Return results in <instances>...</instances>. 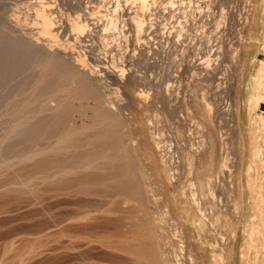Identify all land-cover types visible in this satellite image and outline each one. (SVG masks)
<instances>
[{
    "label": "bare ground",
    "instance_id": "obj_1",
    "mask_svg": "<svg viewBox=\"0 0 264 264\" xmlns=\"http://www.w3.org/2000/svg\"><path fill=\"white\" fill-rule=\"evenodd\" d=\"M76 1L75 3H77V6H80L79 3L81 2L79 1L78 3V1ZM113 1L114 0H112V2L110 0H99L97 1L98 4L96 3L97 5L95 7L92 6L97 10L91 12L87 10V6H84L85 9L82 7L83 9H81L83 10V13L80 15L77 14L72 20L70 19V31L68 33L69 37L65 39L66 42L64 41L66 44L62 43L63 41H60L61 43H59L58 38L60 39L59 36L64 31L62 27H60V24H57L55 16H53L52 13H47L49 9L47 6H45L46 3L42 1H38V8L35 10V14H33L35 15L37 24V27L35 26L34 29L37 30L36 32L34 31V34L30 33L29 35H26L23 33L17 34L16 32H14L13 29L17 26L16 24H20V22H17L19 21L17 19H15L16 22L13 20L15 24L12 21L13 25L15 26H12L13 29L11 31L6 32V30L0 28V199L5 198L6 196H11V199H7V202L0 203V240L2 241L0 245V258L6 257V254L13 252V256L20 260L21 257H23V255L27 253L26 248H13V242L15 243L14 239L17 238L18 240L20 239L23 242L25 241V243L32 240L33 243L39 241V243H43V241H45L46 243H48L49 247L51 244L52 247L50 248L46 249L44 247L46 251L45 249L42 250L43 253H50V251H56L57 249L58 252L60 250L64 251V248H66V251L68 250V252L72 253V255L75 256L73 258H78L77 262L73 261L76 262V264H103V262H107V257L104 255L106 252H104V250L107 249L109 250V252L107 251V254L110 253L111 255V258L109 257L110 261L113 260L115 264L116 262H119L117 264H120V262L124 264L126 263L125 260L129 258L133 259V261L129 260V262L127 260V264H131V262L132 264H186L185 262H187V260L185 261L184 259L185 252L187 251V249L190 252L191 247L193 246L192 242L191 240L187 239V232L185 233L184 228L180 226L181 224L179 225L178 223H176L169 210L164 209V214L163 211H158L157 214V211H154V209L151 207L154 205H156L155 207H157V204H154L153 201H150L149 198L151 189L149 192L148 181L150 180H146L148 175L140 166V161L138 162L139 157L137 158V153L134 151V148L136 146V137L130 130V125L128 126L126 124V119L122 113L123 111L121 109L120 103H118V99H116L118 97V86H120V83H123L125 81L124 79L126 74L124 73L125 70L123 66H121L122 61H120V59L117 60L116 54H118L119 58L120 55L124 54L111 53L110 64L108 66H103L101 57L103 53L101 52L106 53L107 50L100 47L95 48L94 46L96 45H83L94 36L99 37L102 35L100 39L103 40V38L106 37V30H109L111 37H113L115 33L118 36H122L121 38L125 37V35L121 31L116 32V30L114 29L118 24V22L116 23V20H118L119 18L117 19L118 15L116 17L114 16L115 14H113V11L115 10L113 8H117L116 6H119V4L116 5L115 3H117V1L115 0V3ZM132 1L138 4L140 14L138 12H135L129 18V20L134 28V32L136 35L135 38H137L138 43L145 46L148 41L147 31L150 27H152L153 23L151 21L152 19H150V17L152 16L151 12L157 1ZM110 7H113V11L110 10ZM101 9L104 10L106 14H103L104 12L100 13L99 10ZM118 9H116V12ZM120 10L121 9H119V11ZM109 11L110 13L112 11L113 15H110ZM128 12L130 11H127V13ZM147 12L148 15H146ZM120 16L121 14L119 15V17ZM145 16L149 17L147 21L144 18ZM121 21L124 24L120 25H122L121 27H124L126 22H124V19ZM120 25L118 27H120ZM9 28L6 29L9 30ZM33 35H37V37L35 36L36 38L34 37L33 39ZM68 38H70L73 43L68 42ZM86 38L88 39L86 40ZM80 44L84 47L82 53L79 52L81 55L79 54L74 56V52L70 53V51L67 49L72 45H75L76 47V45L79 46ZM64 46L66 47V49H64ZM80 47H77L78 50ZM79 51H81V48ZM142 58L143 56L141 57V59ZM206 58L205 61L204 59L201 60L204 61L202 65L204 64L208 68L207 64H205L207 60ZM145 66H149L148 63ZM151 66L152 65H150V67ZM205 66H199L198 69L205 68ZM160 73L162 74V72ZM161 74H158V76L162 77ZM158 76L154 79L152 77H149L147 83L153 84V87L154 85L156 87H158L159 85L161 86L159 87L160 89L157 90H155L156 88L154 87L156 95L154 97L152 96V99L155 98V100L160 103L159 100H164L165 98L170 97V95L168 96V94L171 93L169 91L171 90L170 88L172 87V82L170 83L171 78L168 79L170 77L169 76L165 78L162 83V80L159 81ZM133 79L135 86H137L136 88H138L137 94H144V91H142L143 89L140 90L138 86L139 84H142V76L136 75ZM261 80H264L263 68L256 72V75L254 77L253 82H255V90H257L259 82ZM197 84L198 82L196 83L195 87H193V89L191 88L192 90H190V92H192L190 97L192 103L194 101L195 103L193 104L197 105L198 109H200L201 111L203 110V113L205 111L207 119L209 118V116H211L210 107L212 106L211 103H209L210 101H208V98L204 91V94H201L200 102L198 101V93L196 94V92H198L197 90L198 88L200 89V86ZM110 85H116L117 87L112 88L110 87ZM178 88L180 89L181 87ZM201 89L203 90L204 88ZM110 91H112L111 93L115 94L114 97L112 96L113 98H109L107 96V94H110ZM125 95L126 94H124V98L126 97ZM252 99L255 106H257L258 94L256 93L253 98H250L247 101L248 107H250ZM155 103L153 104L155 106L154 108H156L157 105H155ZM159 109L161 110V108ZM152 112H155V110ZM226 113H228V111ZM189 114L191 113L189 112ZM189 114H187L188 118L190 116ZM229 114L232 115L231 113ZM230 115L227 114L228 117ZM155 117H157V115ZM244 119L246 120L245 122L247 125L248 113L247 117L246 115L244 116ZM155 120V118L154 120L151 119V121L154 123L156 122ZM192 120L193 118L185 119V122L188 123L189 121H191V123H194L195 121L193 122ZM257 120V124L262 129L263 117L261 116ZM154 123H152V126H156L158 124L155 123L156 125H153ZM194 125L196 126V124ZM190 126L191 125H189V127ZM198 126L197 128H195L197 129L196 134H198V136H196V134L194 135L193 133V136L195 138H199L197 142L194 140L197 143V146L194 145V149L190 148L192 146V143L188 141L191 138H186L188 139V144H191L189 147H186L187 151H185V153H187V156H189L192 152L196 156V158L205 157V159L207 160L206 167L212 168V160L215 155L213 151L215 150V142H213L214 140H211L212 136H210L209 134H202L205 132L203 131L204 128H201L203 127V123H198ZM155 139L157 141L155 143L158 145V148H160V153H163V157H165L166 161H168L170 169L174 168L171 167L172 165H179V167H181L180 171H182L183 161L181 156H175V153L171 151V148L168 145H162V136L160 134H158V136L156 134ZM191 140L193 141V138ZM181 144L180 146L183 147V144L185 143H183L182 145ZM185 146H187V144ZM227 149L228 148H224V152H226ZM248 151L251 157L249 163H257L253 159V156L256 155L257 157H260V153L262 152H260L257 147L251 146L250 143L248 146ZM235 157L236 156H234V160L232 162H229L227 154L226 159H224L225 161L223 160L222 162V167L218 170L219 174L216 175V179H213L211 177L214 182L216 180L215 183H217V178L219 176H222L223 178L227 177L225 178L226 180L224 179L227 191L225 193H233L234 190L231 173H234L232 167L235 168L236 164L238 163V160L235 159ZM175 168L174 170H172L175 171ZM210 172L213 173L212 170ZM173 174L174 176H176L174 172ZM204 174L206 175V173ZM222 177L221 179H223ZM212 179H207V183H205V181L204 183L206 184V193H209L210 196L214 198V196L216 195V186L213 185L214 183ZM202 186L203 185L200 184V190H202V188L204 189V186ZM212 186H215L214 189ZM219 187L221 189L222 185H219ZM218 188L216 189L218 190ZM220 189L219 192H221ZM222 192H224L223 189ZM192 193L194 194V192ZM221 195L219 196V199H217V201L219 200L218 203L221 202ZM193 196H195V194ZM88 197L94 198V202H92V204L90 202L89 204H98V206L94 205V207H92L91 205H89V199L87 200ZM224 197L225 201L222 202L225 203L229 198L227 195H225ZM95 199L97 200V202L99 199L101 201L105 200L106 204H104L105 202L96 203ZM99 204L100 206L102 204L104 206H107H102L106 209H104L103 211V208L101 207V209L96 211L95 207L99 208ZM223 204H218V206H225V204ZM88 205L89 207H92L94 213L97 212L96 214L99 213L98 211L102 210L103 213L107 214V217H109V214L111 213H115L117 215V212L121 213V215L118 214L120 215L119 217L115 215L117 219L115 217L111 218L112 215L114 216V214L110 215L109 218H111L112 221L114 219L116 220V222H113L114 225L112 226V229H109L110 227H107L106 230V227H104L106 224H104L103 226V222H100L102 224L101 227H103L106 231L103 230V233L99 232V234H97L98 231H96V226L94 225L96 230L92 228L93 225L91 223L94 224L95 222L90 221L93 215L91 217L92 209L90 208L89 211ZM21 212H26L29 216H26L27 218H25V216L21 218V222L25 221L26 223H24L25 226L23 225V223H20L22 224L21 226H23V229L19 232L16 231V228L19 227L20 224L19 226L16 225L15 228L12 225L13 223H11L13 228L16 229V232L13 231L14 229H10L13 234L12 235L9 230L10 226H6V220L8 219H6V217H10L11 215L16 216V214L18 215V213ZM101 215H103L102 212ZM19 216L21 215L19 214ZM94 217L92 218V220L96 219H94ZM103 217H105V215H103ZM23 218H25V220ZM98 218L96 219V221L98 220ZM100 218L102 217L100 216ZM103 221L105 223L107 222L106 219H104ZM7 222H9V219ZM12 222L14 221L12 220ZM6 227L8 228V232L12 235L11 239L7 238V240H9L7 242L6 235L8 234L9 236L10 234L6 232ZM91 228L95 232H92L93 230L91 231ZM155 231L156 236L155 238H152ZM254 231L255 230L252 229L251 232L253 233L249 234L250 240H252L254 234H256V231ZM201 232L203 233V230ZM62 237L66 240H64ZM114 237H116V239ZM113 238L115 239V241L118 238V245L117 243L114 244L115 241H112ZM140 238H142L143 240H141ZM220 238H222V236H220ZM60 239L64 240L65 242H61ZM50 240L55 244V246L53 245V243H50ZM129 240L133 242L130 243L128 242ZM138 240L142 243L138 242ZM119 241L122 243L119 244ZM93 242L95 246L98 243L97 245H100L101 247L99 248L96 246L95 248L93 244L91 246V243ZM123 242L125 245H127L122 246ZM134 242H136V245L138 246H135ZM62 243L64 244V247L62 246ZM130 244H134L132 245V247L135 248L131 247V249H129L131 246ZM36 245H38V243ZM140 245L142 247L145 246V250H140L142 249ZM88 247L90 249L87 252ZM91 247H94L96 249V253L97 251H99V249L101 250V248L105 247L106 249H102V252L100 251L101 255H98L90 251L92 249ZM132 249H135L136 251L138 249L140 250V252H136L135 250L133 251ZM89 252L92 253V256L96 254L95 256H101V258L102 256H105L106 259L103 258L105 261L102 262L100 261L102 259L97 258L98 262H96V257L93 256L95 258L92 259V256H90V258L92 259L91 260L90 258H88L90 254ZM85 254H88V257ZM187 258L193 260L191 257H186V259ZM113 262L111 264H113ZM193 263L196 264L195 262ZM197 264L200 263L197 262ZM201 264L206 263L202 262Z\"/></svg>",
    "mask_w": 264,
    "mask_h": 264
},
{
    "label": "rangeland",
    "instance_id": "obj_2",
    "mask_svg": "<svg viewBox=\"0 0 264 264\" xmlns=\"http://www.w3.org/2000/svg\"><path fill=\"white\" fill-rule=\"evenodd\" d=\"M38 1H42V2L46 3L45 6H47L49 9L47 11V13H52L53 16H55V20H56L57 24H60V27H62V29L64 31L62 34H60V36H59L60 39L58 38V41H59V43H61L63 41L62 43L66 44L65 39L67 37H69L68 33L70 31V29H69L70 19L72 20L77 14H79V15L82 14L83 13L82 9L84 8V6H87L88 7L87 10H89L90 12L97 10L94 7L98 4L97 1H99V0H77L78 3H79V1L81 2V3H79L80 6H77V3H75L76 0H63V1L62 0H0V28L6 30V32L11 31L13 29L12 26L13 27L15 26V25H13V23L15 24V22H16L15 19H17V20H19L17 22L18 23L20 22V24L19 25L16 24L17 26L14 27V29H13L14 32H16L17 34L23 33L26 35H29L30 33L34 34V31L36 32V30H37V29L34 30L35 26L37 27V24H36V20H35V15H33V14H35V10L38 8L37 7ZM68 1L69 2L71 1V2L69 3ZM107 1H109V0H107ZM110 1L112 2V0H110ZM116 1H117V3H115V2L114 3L116 5L119 4V6H116L117 8L110 7L111 8L110 10H112V11H113V9L115 10V11H113V14H115L114 16L116 17L118 15L117 19L119 18L118 20H116V23L118 22V24H117L116 28H114V29L116 30V32L121 31L125 35V37L121 38L122 36L116 35L115 32L114 33L116 36L114 35L115 37L114 36L111 37L109 30L108 31L106 30L107 31V32L105 31L106 37H104L103 40L100 39L102 35L99 37L97 36L98 38L96 36H94L92 39L87 41L88 43L85 42L83 45H85V44L86 45L87 44L93 45V46L96 45V46H94L95 48L100 47V48L107 50L106 53L101 52V53H103L101 56L103 66H108L110 64L111 53L124 54V55H120V58H119L118 54H116L117 60L120 59V61H122L121 66H123V68L125 70L124 73H126L125 79H124L125 81L123 83H120L119 84L120 86H118L119 87L118 97L116 99H118V103H120L121 109L123 111L122 113L126 119V124L128 126L130 125L129 128L134 133V136L136 137V146L134 148L135 149L134 151L137 153V154L135 153L137 155V158L139 157L138 162L140 161L139 162L140 166L145 170V172L148 175L146 180H150V181H148L149 192H150V189L152 192V194H151V192L149 193L150 201L152 200L154 204H157L158 208L159 207H161V208H159V210H158V208L155 207L156 205L151 206V207L154 209V211H157V214H158V211L162 212L164 209L169 210V212L171 213V215H172L173 219L176 221V223H178L179 225L181 224L180 226L184 228L185 233L187 232L186 237L188 236L187 239L191 240L193 246L191 247L190 252L188 249L185 252L184 259H185V261L187 260V262H185L186 264H190V263L192 264L193 262H195L196 264H197V262L200 264L202 262H205L206 264H228L229 262H228V260H224V256L228 252V247L231 245L232 240L235 239V234H234L232 228L236 227V225L238 224V222L240 220V210H239V206H238L237 201H236L238 168L240 167V161L243 158L244 153L246 151L248 152V156H250L249 151H248L249 143L251 146L257 147L260 150V152H262V153H260V155H261L260 157H257L256 155L253 156V159L257 163H255V164L249 163L250 165L248 164V166H247V169H248L247 183L249 184L251 192L256 193L255 196H252V204H255V203L259 204V203L264 201V180H263L264 179V131H263L264 130V94H263V97L261 96V93L264 92V84H263L264 80H261L259 82V86H258L257 90H255V82H253L255 75L254 76L251 75L252 77L247 75L248 66H245L243 68L244 74L241 76L240 81H239L240 82L239 86L237 83V74H238V70L240 69V64H241L242 60L246 57L248 50L250 49V47L253 45V43L255 41L256 27H257L256 26L257 14H260L261 18H262V19L260 18L261 21H258L259 25L261 24V22L264 18V6H262V5L260 6L258 3H256V0H212V2H208L207 0L203 1V2H198V1L194 2L195 0H191L192 2H190L189 4L184 3L182 5V7H183V9H182L183 19H185V22L188 25L187 33L189 34L186 46H189V48L191 47L192 52L190 51V49H188L187 51H184L185 66L181 69L180 80L177 81L175 78L172 79V76H170V77L168 76L169 77L168 79L171 78V80H172V81H170V83L172 82L171 83L172 87L170 88L171 90L169 91L171 93L168 94V96L170 95V97L165 98L164 100L163 99L159 100L160 101V103H159L157 100H155V98L152 99V96L154 97L156 95L155 90L160 89L159 87H161V86L159 85L158 87H156L154 85V87L156 88L155 89L153 87V84L147 83V80L149 79V77H152L153 79L157 78L158 74H161L160 72H162L161 71L162 69H160V70L159 69H157V70L156 69H149V68H147V67H150L149 64H148L149 66H147V67L145 66L148 63V57H146V55L149 53V51L145 50L143 45H140L138 43L137 38H135L136 35L134 32V28L131 25L130 20H129V18L135 12L139 13L138 4L134 3L132 0H116ZM156 1H157L156 5L152 9V12H151L152 16L150 17V19L154 20L155 18L160 17L159 21L162 23L161 12H162V7L164 6V0H159V1L156 0ZM181 1L186 2L189 0H181ZM165 2H166V5L170 4L169 0H165ZM69 6H70V8H69ZM90 6L91 7L94 6V7H92L93 9ZM118 7L121 10L123 9L122 10L123 13L121 12V10L119 11ZM102 9H104V8H102ZM102 9L99 10V12L100 13L104 12L103 14H106V12ZM116 9H118L117 12H116ZM193 9H195V10H193ZM112 11H111V13L109 11L110 15H113ZM127 11H130V12L127 13ZM120 14H121V16L119 17ZM146 15H148V12L146 13ZM193 15L199 16V18L196 22L197 23L196 28H194V25L191 27V23L194 22V20L192 19ZM32 16H34V17H32ZM10 17H11V20H10ZM5 18L7 19V21ZM144 18L146 21H147V19H149L148 16H145ZM123 19H124V22H126L125 26H124L125 28L121 27L124 24L121 21ZM12 21H13V23H12ZM6 22L9 24H7ZM120 24H122V25H120ZM119 25L121 28L118 27ZM6 28H9V30ZM64 28H65V30H64ZM108 32H109L110 37L108 36ZM35 36L37 37V35H33V39ZM107 36H108V38H107ZM117 36H118V38H117ZM112 38H114V39H112ZM127 38H128V40H127ZM143 38H145V37H143ZM87 39L88 38H86V40ZM115 39H117V40H115ZM68 42L73 43L70 38H68ZM83 45H81V44L79 46L76 45V47H75V45H72L67 49L70 51V53L74 52L73 55L75 56V55H79L80 54L79 52L82 53V51L84 50ZM77 47H80L81 51H79L80 48L78 50ZM196 48L198 49L197 50L198 53L197 52L195 53ZM64 49H66L65 46H64ZM115 49H116V51H115ZM203 49L204 50L207 49V51L204 52L203 56H202ZM108 50H110V51H108ZM137 54H139V55H137ZM196 54H198V55H196ZM142 56H143V58L141 59ZM197 56H199L198 58H200L201 62L196 59ZM208 57L210 59H208ZM205 58L207 59L205 64H207L208 68L204 64L202 65V63L205 61ZM201 59H204V61ZM186 60H188L187 64H186ZM191 60L193 61L192 66H190V64H189V63H191L190 62ZM145 61H147V62H145ZM196 62H198V63L195 65ZM199 64H201L203 67L205 66V68H200L201 70L198 69L199 66L202 67ZM209 65H210V67H209ZM260 69H262V68H254V71L256 70L258 72ZM263 69H264V66H263ZM136 71H138V72H136ZM254 71H253V73H254ZM134 73H135V75H134ZM136 75L142 76V80H141L142 84H139V85L137 84L139 86V89L140 90L143 89L142 91H144V94H142V95L137 94L138 88H136L137 86H135V84L133 82L134 81L133 78ZM158 77H159V81H161L162 77H160V76H158ZM204 77H206V78H204ZM197 82H198L197 85L200 86V89L198 88V90H197L198 92H196V94L198 93L197 94L198 101L200 102L201 94H204V92H205L206 96L208 98V101H210L209 103H211V106H212V107H210L211 116H209V118H207V119H206L207 116L205 115V111L203 113V110L201 111L200 109H198L197 105L193 104L195 102L193 101V103H192V100L190 97L191 92H192V91L190 92V90H192L193 87H195ZM160 84H161V82H160ZM193 84H194V86H193ZM185 86H187V87H185ZM110 87L116 88L117 86L116 85H110ZM178 87H181V88L179 89ZM238 87H239L240 95H241L240 101L237 100ZM201 88H204V89L202 90ZM111 92L112 91L109 92L111 95L107 94V96L109 98H113L115 96V94H113ZM248 93H249V96L247 95ZM256 93L258 95H260V100H257V103H258L257 106H255L254 101L252 99L251 105H250V107H248L247 106L248 102L244 101L243 98H245L246 96L249 98H253L256 95ZM124 94H126L125 98H124ZM122 96H123V99H122ZM162 96H163V94H162ZM125 99H126V101H125ZM151 100L154 102H152ZM155 101H156V103H155ZM219 101L220 102L222 101V102L220 103ZM154 103H155V105L156 104L157 105L159 104V105L158 106L156 105V108H154L155 107L153 105ZM239 103H240V108H239ZM184 104H186V105H184ZM152 106H153V108H152ZM247 107H248V109H247ZM159 108H161V110ZM185 108H187V109H185ZM156 109H158V110H156ZM228 109H230V110H228ZM242 109L245 110L246 113L248 112V123H247V125L243 121V118H242ZM154 110L157 114L155 112H152ZM227 111H228V113H226ZM189 112L191 114H189ZM152 113L154 114V117H153ZM223 113H225V114H223ZM229 113H231L232 115H230ZM155 114L157 115L158 118L155 117L156 116ZM187 114L190 115L189 116L190 119L193 118L192 121L193 122L195 121L194 123H191V121L188 122L189 124L187 122H185V119H189L187 117L188 116ZM227 114L230 116L228 117ZM150 116H152V117H150ZM192 116H194V117H192ZM233 116H235V117H233ZM261 116L263 117V123H262V129L263 130L257 124V121H258L257 119ZM225 117H227V118H225ZM154 118L156 119L155 120L156 122L158 121L157 122L158 124L155 122L157 125L151 121V119L154 120ZM157 119H159V120H157ZM152 123H154L153 125H156V126H152ZM198 123H200V124L203 123V127H201V128L202 129L204 128L203 131L209 132V133L204 132L202 134H204V135L209 134L210 136H212L211 140L212 141L214 140L213 142H215L214 143L215 144L214 149L217 151L213 150L215 155L213 158L214 161L212 160V165H211L212 168L206 167L207 160L205 159V157L204 158H196V156L191 152L189 155L191 157L190 158L189 156H187V153H185V151H187L186 147H189L191 143H192L191 144L192 146L190 148L194 149L195 146H197L196 142L199 140V138L196 137V138H198V139H196L193 136V133H194V135L197 133L196 132L197 129H195V128H197ZM150 124L155 130L150 126ZM194 124H196V126ZM189 125H191V126L189 127ZM198 127H200V126H198ZM156 134H157V136H158V134H160L162 136V142H163L162 145L163 144L168 145L171 148V151L173 153H175V156H177V155L181 156L182 161H183L182 171H180L181 167H179V165H175V166L172 165L171 166L174 168L176 167L175 171H173L174 168H172L173 170L170 169L168 161H166L165 157H163V155H162L163 153H160V148H158V145L155 143V142H157L155 139ZM196 136H198V134H196ZM186 138H189V139L193 138V141L191 139L188 141V139H186ZM185 141L186 142L188 141L191 143L188 144V142L186 143ZM259 141H260V143H259ZM181 142H182V144L185 143V144H183L184 145L183 147L180 146ZM169 143H171V144H169ZM186 144H187V146H185ZM260 147H261V149H260ZM224 148L225 149L228 148L227 149L228 151L226 150V152L228 154L229 162H232L234 160V156H236L235 159L238 160V163L236 164L235 168L232 167L234 173H231L232 174V182L234 184L233 193H225V192H227L226 191V185H225L226 184L225 178H227V177L223 178L221 176L223 178V179H221V177L219 176L217 178V183H215L216 180H215V182L213 180V179H216L215 178L216 175L219 174L218 170L222 167L221 165L223 164L222 163L223 160L226 159L227 154H226V152H224L225 151V150H223ZM223 155H225V156H223ZM192 158H194V159H192ZM174 164H177V163H174ZM168 168L170 169V171ZM210 169L213 171V173L210 172L211 171ZM201 171H202V173H201ZM173 172L175 173L176 176H174ZM204 173H206L207 176ZM207 179H212V181L214 183L213 185H215L216 188H218L219 185H222L221 189H220V187L218 188V190L215 188V191H216L215 194L216 195L214 196V198H212L209 193H206L207 190L205 189V186H206L205 183H207ZM261 180H262V182H261ZM204 181H205V183H204ZM199 182H200V184H202L204 186V189L202 188V190H200ZM191 184H192V186H191ZM194 184L197 186H195ZM260 185H261V187H260ZM215 186H212L213 189ZM198 188L200 191L198 190ZM219 189L221 192H219ZM222 189L224 192H222ZM192 192H194L195 196H193L194 194ZM218 194H220V195L222 194L221 195L222 197H220L221 198L220 203H218L219 200L217 201V199H219V196H220ZM224 194L227 195L229 198L228 201L225 203L222 202V201H225V197H224L225 195ZM152 195H153V197H152ZM6 197L0 199V203H5V202H7V199L8 200L11 199V196H6ZM194 197L197 199H195ZM153 198H154V200H153ZM2 200H4V201H2ZM87 200H88V204L90 202H91V204H92V202H94L93 197L92 198L88 197ZM102 201L99 199L98 202L96 200V203H104L105 202L104 204H106L105 200L103 202ZM157 202L159 203V205ZM223 203L225 204V206H220ZM91 204H89V205H91ZM218 204H220V205L218 206ZM89 205H88L89 211H90V208L92 209V207H94V205L98 206V204L91 205L92 207H89ZM99 206H100V204H99ZM102 206L107 207V206H104L102 204L99 208L95 207L96 208L95 210L97 211V210L101 209ZM207 207H209V208H207ZM104 209H106V208H103L102 210L104 211ZM210 209L212 210L213 213L211 212ZM102 210L98 211L99 212L98 214H96L97 212L94 213L93 209L91 211L92 212L91 217H92V215H93V217L95 216L94 219L95 218L97 219L99 217L97 220L98 225H97L96 219L92 220L93 217L90 219L91 222H93V221L95 222L94 224L93 223H91V224L93 225L92 228H94V230L97 229L96 230V231H98V233L96 232L97 234H99V232L101 233L104 230V228L101 227L102 222H103V226H104V224H106L104 226V227H106L105 228L106 230H107V227H110L109 229H112V226L114 225L113 222H116V220L114 219L112 221L111 218L115 217L117 219L116 216L119 217L121 215V213H118V212H117V215L115 213H111V214H114V216L112 215V217L109 218L111 214L108 213L109 217H107V214L103 213ZM224 210H226V211H224ZM101 212L103 215H105V217H103V215H101ZM225 212H227V213H225ZM21 213H18V215L16 214V216L11 215L10 217H6V219L8 218L9 222H10V223L7 222L8 219L6 220V226L7 227L10 226L9 230L12 228L11 230L14 229L13 231H15L17 229L16 231L19 232L23 229V226H21L22 224H20V223H23V225L25 226L24 223H26V222L25 221L21 222L22 221L21 218L23 216H25V218H27L29 215H27L28 213H26V212H21ZM164 213L165 212L163 211V214ZM19 214L21 216H19ZM118 214H120V215H118ZM100 216L102 218H100ZM12 217H14V218H12ZM25 218H23V219L25 220ZM216 218H217V220H216ZM99 219H102V220H99ZM104 219H106V221H107L106 223L103 221ZM261 219H262V221H264V215L263 214H261ZM12 220L14 222H12ZM90 221H89V224H90ZM207 221H209V222H207ZM11 223H13L12 225L15 228H16V225L19 226V224H20L21 228L19 226L15 229V228H13ZM94 225L96 226V229H95ZM7 227H6V230L8 229ZM210 227H211V229H210ZM92 228H91V231L93 230ZM99 228H100V230H99ZM11 230H10V232H11ZM94 230L92 232H95ZM106 230H104V231H106ZM202 230H203V233L201 232ZM251 230H250V232H251ZM6 232H8V230ZM15 232H13V233H15ZM250 232H249V234L253 233V232H251V233ZM11 234H12V232H11ZM11 234L9 236H8V234L6 235L7 236L6 242L9 241V240H7V238L11 239V237L13 235V234L12 235ZM155 236H156V231L154 232L152 238L153 237L155 238ZM218 236H219V238H220V236H222V238L219 239ZM114 238L116 239V237H114ZM114 238L112 239L113 242L115 241ZM140 239L143 240L142 238H140ZM16 240H18V239L17 238L14 239L15 243L13 242V248L14 247L16 249L26 248L27 253L25 255H23V257H21L20 260H18L17 258H15L13 256V252H11L12 254L8 253V254H6V257L0 258V264L1 263L2 264H76V262L78 261V258L77 259L73 258L75 256L72 255V253L68 252V250L66 251V248H64L65 252L60 250V248H59V250H60L59 252L57 251L58 250L57 249L56 251H52L53 253L51 251H50V253H48V252L43 253L42 250H44L45 248L47 249V248L52 247V245L50 243H53V242L51 240H50L51 242L49 241L50 247L48 246V243H46L45 241H43V243L42 242L39 243L40 241L33 243L32 240L30 239L31 241L25 243V241L23 242L20 239H19L20 241L19 240L16 241ZM64 240H66V239H64ZM64 240L60 239V241L61 242L63 241V243L65 242ZM117 240H118V238H117ZM117 240L114 242V244L117 243V245H118ZM139 240H138V242L142 243ZM104 242H106V241H104ZM128 242L132 243L133 241L129 240ZM214 242H215V244H214ZM221 242H225V243H221ZM1 243H2V241L0 240V245H1ZM37 243H38V245H36ZM120 243H122V242L119 241V244ZM134 243H135V246H138V245H136V242H134ZM41 244H43V245H41ZM92 244H93V246H95L94 242L91 243V246H92ZM97 244H96V246L100 248L101 246L100 245L98 246ZM123 244H124V242H123ZM123 244H122V246L127 245V244L126 245L125 244L123 245ZM53 245L55 246L54 243H53ZM130 245H131L130 248L128 247L129 249H131L132 245H134V244H130ZM54 246H53V248H54ZM62 246L64 247V244ZM96 246H95V248H96ZM89 247H90V245H89ZM89 247L87 249V252L90 249ZM91 248L92 249L90 251L92 253H96V249L94 247H91ZM104 248H101V250ZM132 248H135V247H132ZM145 248L146 247L144 246L140 250H145ZM192 248H193L194 252L192 251ZM46 249H45V251H46ZM101 250L99 249V251H97L96 254L101 255V252H102ZM140 250L137 249V251H139V252H140ZM107 251L109 252L108 249L104 250V252H105L104 255L107 257V259L105 258V256H102V258H101V256L100 257L95 256L96 254L93 255L96 257L95 258L92 256L91 252H89L90 253L89 257H88V254H85V255L88 258H90V256H92V259L95 258V261L97 258L102 259V260H100L102 262L105 261L104 259H106L107 262L105 261V263L103 262V264H106V263L111 264L113 262V260L110 261L111 255H110V253L107 254ZM36 252L37 253L39 252V253L37 254ZM57 252H58V254H57ZM60 252H61V254H60ZM62 252H64V253H62ZM136 252H133V253H136ZM41 253H43V254H41ZM53 254H54V256H53ZM63 254H65V255H63ZM186 257H191L194 261L190 260V258L186 259ZM98 259L96 262H98ZM108 260H109V262H108ZM127 260L133 261V259H130V258ZM127 260H125L126 263H124V264L128 263ZM73 261H76V262H73ZM188 261H189V263H188ZM117 263H119V262H116V264ZM113 264H115V262H113ZM120 264H123V263L120 262ZM131 264H132V262H131Z\"/></svg>",
    "mask_w": 264,
    "mask_h": 264
},
{
    "label": "crops",
    "instance_id": "obj_3",
    "mask_svg": "<svg viewBox=\"0 0 264 264\" xmlns=\"http://www.w3.org/2000/svg\"><path fill=\"white\" fill-rule=\"evenodd\" d=\"M256 3L264 6V0H256ZM260 18L261 15L257 14L255 41L240 64V69L237 74L238 86L240 84V78L244 74L243 68L245 66H248L247 75L249 76L256 75L257 71H254V68H263L264 66V18L259 25L258 21H261ZM263 94L264 92L261 93L262 97ZM247 95L249 96V93ZM240 97L238 87V101H240ZM243 99L244 101H248L250 98L246 96ZM258 100H260V95H258ZM247 113L242 109L244 122L246 121L244 116L246 115L247 117ZM250 159L251 157L248 156V152L246 151L238 168L236 201L240 210V220L236 227L232 228L235 239L232 240L231 245L228 247V252L224 256V260H228V264H264V221L261 219V214L264 215V201L259 204H252V196H255L256 193L251 192L249 184L247 183V166ZM251 229L256 231L252 240L249 237Z\"/></svg>",
    "mask_w": 264,
    "mask_h": 264
},
{
    "label": "built area",
    "instance_id": "obj_4",
    "mask_svg": "<svg viewBox=\"0 0 264 264\" xmlns=\"http://www.w3.org/2000/svg\"><path fill=\"white\" fill-rule=\"evenodd\" d=\"M196 2H203L206 0H195ZM212 2V0H207ZM170 4L166 5L164 0V6L162 7L161 20L155 18L152 20V27L148 29V41L147 44L143 47L145 50H148L149 53L146 55L148 57V64L152 67H147L149 69H162V82L168 76H172L177 81L180 80L181 69L185 66V55L184 51L192 48L186 46L188 33H187V23L183 19L182 5L185 2L181 0H169ZM191 0L186 3H190ZM199 16L193 15L194 22L191 23V27L194 25V28L197 27V20ZM190 27V28H191ZM192 46V45H191ZM144 50V49H143ZM195 49V53L197 52ZM207 49H203V52H206ZM199 56L196 57L200 61ZM209 58V57H208ZM210 59V58H209ZM188 60H186L187 64ZM190 66L193 65V61H190ZM198 63V62H197ZM196 63V64H197ZM195 64V65H196ZM174 79V80H175ZM172 81V80H171Z\"/></svg>",
    "mask_w": 264,
    "mask_h": 264
}]
</instances>
